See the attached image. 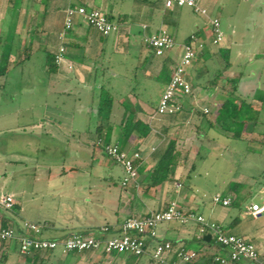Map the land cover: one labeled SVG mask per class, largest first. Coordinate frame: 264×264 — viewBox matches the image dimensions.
<instances>
[{
  "label": "crops",
  "instance_id": "obj_1",
  "mask_svg": "<svg viewBox=\"0 0 264 264\" xmlns=\"http://www.w3.org/2000/svg\"><path fill=\"white\" fill-rule=\"evenodd\" d=\"M197 2L211 16L220 19L224 32L220 44L212 41L207 17L196 14L190 7L185 10L186 6L168 8L165 0H0V48L9 47L13 56L7 74L29 67L33 73L19 74L23 78L16 81L22 83L28 79L33 86L45 85L42 89L46 93H50V87H56L57 100L41 98L42 114L31 116L29 123L14 129L25 127L26 141L38 136L59 151L58 158L47 159L33 155L30 146L12 150L14 155L9 161L14 168L9 174L12 179L24 177L25 186L0 193L12 195L15 200L11 209L0 206L1 223L11 224L22 232L23 221L36 222L42 226L41 236L48 239L60 240L74 233L110 237L119 232L126 218L161 211L176 200L184 210L202 214L209 223H216L224 230L229 226L228 233L243 236L257 245L258 262L233 264H264V215L251 217L246 213V204L243 211L254 221L247 222L236 210L225 209L236 204L232 183H224L225 194L220 191L214 194L230 197L231 204L223 206L213 201L215 205L205 215L200 211L203 204L185 183L193 171L189 172L186 166L189 159L193 163L192 148L184 150L188 152L185 155L180 152L187 149L189 140L200 144V154L205 149L220 152L227 148L226 140L232 138L264 144V122H255L252 119L255 115L243 116L247 121L235 133L234 129L224 130L217 121L227 100L237 109L242 105L241 111L264 110V0ZM75 5L103 11L118 29L103 35L76 16L73 27L65 30V10ZM161 29L174 36L176 45L164 55H157L145 38ZM192 34L202 44L187 70L192 92L180 96L182 107L178 112L153 116L157 105L150 106L131 91L128 82L153 81L162 71L167 72L160 100L181 56L182 45ZM60 46L65 47L64 58L51 71L48 56L55 55ZM21 53L29 57L18 61ZM130 56L137 65L126 67ZM118 86L126 87V91L121 94L114 91ZM138 122L146 126L145 135L141 126L136 127ZM99 138L119 143L129 153H140L134 181L122 184L124 168L97 152V148H103L97 143ZM171 140H175L180 153L177 164L171 166L166 180L154 184L153 171ZM70 151L73 153L68 159L66 153ZM1 160L0 156V164ZM152 241H148L141 264L157 263L152 257L155 240ZM156 241L172 243L169 259L176 264H185L175 255L181 248L195 252L210 241L217 246L211 232L198 236L196 222L160 223ZM218 249L216 254L226 251ZM12 250L18 251V259L13 258ZM86 252L60 254L75 258ZM55 253L57 250L23 256L15 241L0 239V264H54L52 260L60 261ZM104 255L113 258V254Z\"/></svg>",
  "mask_w": 264,
  "mask_h": 264
},
{
  "label": "built area",
  "instance_id": "obj_2",
  "mask_svg": "<svg viewBox=\"0 0 264 264\" xmlns=\"http://www.w3.org/2000/svg\"><path fill=\"white\" fill-rule=\"evenodd\" d=\"M165 6H186L193 9L196 14L208 18L211 27L212 41L220 44L224 39V32L221 21L216 16H211L208 10L198 4L197 0H165ZM79 16L90 26L95 27L103 35L118 29V25L109 20L106 14L99 9H88L85 6H69L65 10V30H70L74 24V18ZM63 36V34H61ZM197 36L192 34L188 41L183 43L181 56L160 97L158 106L153 114H173L181 110L182 104L179 96L189 95L192 92V85L187 76L188 67L196 58L198 48ZM146 43L157 55H164L176 45L174 36L166 29H161L153 35L145 38ZM65 47L60 46L55 54L56 63L64 58ZM205 111H207L205 109ZM105 152L117 162L121 163L125 175L122 184L125 186L134 181L137 177L136 161L140 159V153L133 151L127 153L121 150L116 143H107L102 138L97 141ZM180 184H177L179 187ZM261 201H252L246 206V213L253 218L264 215V188L260 192ZM215 203L223 206L231 204L230 197H222L216 194L213 197ZM15 204L12 195L0 194V206L4 209H11ZM179 221L182 224L196 222L198 224V236L201 238L211 232L216 244L220 245L225 252H219L214 259L220 264H228L229 261H259V250L256 244L243 236L226 232L220 225L209 223L207 219L192 210H184L176 200L168 203L165 209L151 212L144 217H128L120 226L117 234L110 237L102 235H84L74 233L64 239H48L41 236L42 226L36 222L23 221V231L20 232L12 225H3L0 222V239L3 241H15L19 252L23 256L32 255L35 251L60 250L62 253L84 252L88 250L112 253H129L143 255L147 251L148 241L157 239V228L160 223ZM107 229V228H106ZM173 251L172 243L169 241H157L152 252L153 259L159 264H176L171 262L169 257ZM180 262H187L195 255L194 251L181 248L175 252Z\"/></svg>",
  "mask_w": 264,
  "mask_h": 264
},
{
  "label": "rangeland",
  "instance_id": "obj_3",
  "mask_svg": "<svg viewBox=\"0 0 264 264\" xmlns=\"http://www.w3.org/2000/svg\"><path fill=\"white\" fill-rule=\"evenodd\" d=\"M184 9L187 10V7ZM189 14L191 15L192 13L189 12ZM127 62L128 63L125 64L126 67H132L134 64L137 65L135 58L131 56L128 57ZM31 72L33 73V71L29 70V67L24 68V70L17 69L6 74L4 78H0V82L4 84L3 87L0 88V156L2 157L0 164V193H7L17 186H25L24 177L12 179L9 174V171L14 168L13 163L9 161L14 155L12 150H19L26 146H30L33 149V155H38V158H58L59 155V151L55 150L46 139L43 140V138L33 136L32 141L28 142L24 136L25 127L14 129L17 125H25L31 116L42 114V106L39 102L41 98L56 99L55 86L50 87V93H46L43 92L42 89L45 85L33 86L28 79L22 83L16 81V79L23 78L19 74L24 73L23 76H27L31 75ZM165 79L164 72L162 71L161 76L153 81L130 80L128 82L130 85L129 89L135 92L145 102H148L150 106H158L159 95L165 83ZM118 83L119 82L116 84ZM125 89L126 87L118 86L114 88V91L121 94L126 91ZM93 90L96 91L97 89ZM105 91L107 92L108 89H105ZM238 115L239 118L236 119L232 126L237 130L243 128V123L239 122L243 116L255 115V117L252 118L255 119V122H259L260 124L264 122V110L259 113V111L251 112L246 108L240 111ZM219 124L224 130L228 131L227 127H229L230 124L228 119ZM221 138L223 137L221 136ZM226 143L228 144L227 148H224V150L220 152L212 150L207 151L205 149L201 154L200 150H198L200 146L199 143V145H197L195 142H190V140L186 143L187 149L182 148L180 151L181 154L188 153L186 152L188 148H192L193 151V157H191V163H193L190 164L189 159L186 164L189 172L193 170L190 177L185 182L186 188L189 189L191 187L190 190L195 193V197L199 203L203 204L200 211L204 212L206 215V213H209L207 209L215 205L213 202L214 194L217 191L225 194L226 190L224 183H232L236 190V204L233 207H227L225 209L236 210L235 212H239L242 220L254 222L251 217L245 215L243 208L252 200L261 201L260 195L262 194L260 190L264 188V144L257 140H246L242 137L226 140ZM202 150H204V148ZM97 152L104 159L113 161L103 148H97ZM71 153L73 152L70 151L68 154L66 153L68 159L72 157ZM217 206L218 208H222L221 205ZM262 221L263 219L258 221V223L261 224ZM225 229V231L230 232L231 227L229 228V226H227ZM57 252L58 253H55L56 255L54 256L60 259V261L52 260L54 264H131V262L141 264L140 260L129 253L112 255L113 258H108L101 252L95 255L86 252L81 256L75 257V259L71 255L62 256L60 250H57ZM11 253L13 258L18 259L19 253L17 250H12Z\"/></svg>",
  "mask_w": 264,
  "mask_h": 264
},
{
  "label": "trees",
  "instance_id": "obj_4",
  "mask_svg": "<svg viewBox=\"0 0 264 264\" xmlns=\"http://www.w3.org/2000/svg\"><path fill=\"white\" fill-rule=\"evenodd\" d=\"M25 56L29 57V55L25 54V53L19 54L18 55V57H19L18 61H23L26 58ZM12 58H13L12 52H11V49L9 47L4 48V49L0 48V78H2V77L4 78L6 76V74L8 73L10 63L12 62ZM47 64H48L50 70L53 71L54 67H56L55 55L50 54L48 56ZM167 74L168 73L164 71L165 78H167V76H168ZM2 85L3 84L0 82V88L2 87ZM179 98H180V96H179ZM241 108H244V107L241 105L240 108L237 109L235 104H233L231 101L227 100L223 104L222 110L220 111L219 118L217 121L219 123H222V121L228 119L230 124H229V127H227V129L228 130L234 129V127H232V126L234 125L233 123L236 121V119L239 118L238 114L241 111L240 110ZM246 121H247V119H243V117H242V119L239 120L240 123H243V126L246 123ZM136 125H137L136 127L141 126V128H142L141 130L143 132L145 131L144 135L147 133L146 132L147 131L146 126H142L139 122ZM131 129H132V127L129 129V131H131ZM236 131L240 132L241 130H237V129L233 130L234 133ZM107 143H110V142H107ZM116 144H118L120 146L121 150H124L127 153H129L125 149V146H123L119 143H116ZM175 146H176L175 140L169 141V144L167 145L166 149L161 154V156L157 162V165L155 166V169L153 171V176H154V182L153 183L154 184H158V183H161L164 180H166L168 177V174L170 173L171 166L177 164L178 157H179L180 153L177 151ZM2 224L3 225H11V224H6V223H2ZM153 241L151 243H153ZM154 242L156 245L157 241L155 240ZM207 244H208V246H206L205 248L198 250V251H195V255L193 256V258L191 260L185 262V264H220V262L215 261L214 257L216 255V251L219 250L218 247L221 248V246L218 244H217V246L214 245V243L212 241H210ZM210 248H212V249H210ZM213 248H215V249L213 250ZM91 251L92 250H88V252H91ZM37 252H39V251H35L34 253H37ZM46 252L53 253L54 251L53 250H47ZM84 252H86V251H84ZM79 253H82V252H79ZM103 254H107V253L103 252ZM112 254L113 255H120L122 253H112ZM131 255L135 256L138 260H141L142 256H143V255H135V254H131ZM138 260H136V261H138ZM233 263H234V261L228 262V264H233ZM157 264H159V263H157Z\"/></svg>",
  "mask_w": 264,
  "mask_h": 264
}]
</instances>
